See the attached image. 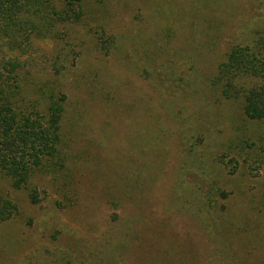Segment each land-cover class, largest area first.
<instances>
[{
    "label": "rangeland",
    "instance_id": "obj_1",
    "mask_svg": "<svg viewBox=\"0 0 264 264\" xmlns=\"http://www.w3.org/2000/svg\"><path fill=\"white\" fill-rule=\"evenodd\" d=\"M86 3L84 20L67 25L59 37L38 41L33 61L36 71L53 77V83L68 95V137L77 151L81 145L85 149L86 157L78 162L83 166L90 160L93 176L92 172L112 157L129 153L128 143L121 138L127 123H131L132 137L146 139L150 116L155 114V120H164V127L176 121L178 134L167 137L172 147L168 150L169 164L156 174L149 157L146 166L150 176L160 177L155 190L144 196L151 206L132 204L116 212L102 206L96 210L102 225L98 231L70 220L55 205L52 187L42 184L43 199L33 205L27 191L14 190L9 181L0 180V196L18 201L22 214L0 225V264H64L65 260L57 259L64 256L67 240L73 237L87 240V264H152L157 254L152 241L156 231L152 230L158 222L171 229L166 236L168 246L197 245L202 239L211 253L213 242L220 238L236 255L227 264H263L253 256L245 259L250 249L264 248V243L259 244L264 237V163L252 156L261 146L244 147L238 138L264 134V122L248 121L233 101L236 99H226L208 87L214 63L233 39L229 32L264 18L262 0ZM229 15L234 16L235 26L228 27L218 47H199L201 33L208 30L205 25L227 24ZM56 65L61 69L58 75L53 73ZM167 69L174 72L168 81L164 80ZM162 81L172 85L161 90ZM223 153L226 160L234 156L239 161L234 174L229 173L232 164H220ZM86 181L90 182L87 187L95 186L93 179ZM214 185L229 192L228 211L219 226L197 228L194 219L200 212L194 198L203 188ZM114 213H118L117 219L112 217ZM29 216L34 218L33 224H29ZM256 230L257 238H250L249 232ZM224 231L227 234L223 236ZM111 242L114 257L104 261ZM138 251L143 255L140 262ZM92 255L96 260L89 263ZM76 264L86 263L79 260Z\"/></svg>",
    "mask_w": 264,
    "mask_h": 264
},
{
    "label": "trees",
    "instance_id": "obj_2",
    "mask_svg": "<svg viewBox=\"0 0 264 264\" xmlns=\"http://www.w3.org/2000/svg\"><path fill=\"white\" fill-rule=\"evenodd\" d=\"M86 2L87 0H0V180L9 181L14 190L27 191L33 205L39 204L43 199L40 190L42 184L52 187L56 197L55 205L70 220L98 231L102 225L96 217V210L99 211L102 206L108 205L115 212L132 204L151 206L145 197L159 185L160 177L150 176L146 166L147 159L152 157L150 160L152 165L155 164L156 174H159L163 167L167 168L171 155L169 151L172 150L167 137L178 132L176 121L173 125L171 123L164 127V120H155L156 115L151 114L149 120L152 122L148 126L150 135H147L146 139L140 136L132 137L131 123L124 127L125 136L121 135V138L128 143L129 153H122V157H112L105 166L101 165L99 170L92 172L93 176L89 171L90 160L87 159L83 166L80 165L78 160L85 156V149L81 145V150L77 151L78 148L68 137V95L59 84L53 83V77L36 71L33 61L38 41L59 37L67 25L84 20ZM258 20L250 22L251 24L240 31L229 32L233 39L222 51L223 55L218 58L217 63H214V73L209 79L208 87L214 88L226 99H236L233 101L237 102L248 121L262 123L264 18ZM231 25L235 26L232 15H229L227 24L205 25L208 30L205 34L201 33L202 38L198 40V46L210 45L217 48L218 40L228 32ZM203 50L209 51L206 48ZM54 67L53 73L60 74L61 69L57 65ZM165 72L164 80L168 81L171 79L168 77L174 76L172 70L167 69ZM162 82L163 87L159 85L161 90L172 85ZM154 100L155 98H152V101ZM212 107L215 108L214 104ZM160 134L163 135L158 139ZM238 141L245 143L244 147L249 148L258 143L261 147L255 149L252 156L264 163V134L259 137L244 136L238 138ZM226 157V154H221L219 162L232 164L229 173L234 174L239 161L234 156L227 160ZM144 159L145 167L142 165ZM88 178L93 179V188L87 187L90 185V182L86 181ZM122 195L125 202L121 200ZM229 196V192L215 185L197 192L194 198L200 212L194 219L197 228H207L209 224L219 226L221 217L228 211L226 200ZM127 199H130V202L126 203ZM136 201L142 202L134 203ZM20 211L18 201L9 196H0V225L18 219L17 217L22 216ZM117 214H112V217L117 219ZM27 220L29 224L34 222L32 216ZM102 231L105 233L107 230ZM152 231H156L152 241L157 252L152 264H156L158 260V264H227L236 256L220 238L212 244L214 258L213 252H209V247L203 244L202 239L197 245L187 246L184 243L183 247H180V244L168 246L166 236L171 232L168 225L158 222ZM159 232L162 233L159 235ZM237 233L240 234V231ZM249 233L250 238L251 235L254 239L257 238V230ZM141 234L140 239L144 233ZM226 234L224 231L223 236ZM86 241L75 237L68 239V247L64 248L65 254L57 261L65 260L64 264H74L80 260L87 264ZM263 243L264 237L259 242L260 246ZM109 248L111 250L103 255L104 261L114 257L112 242ZM245 253L247 261L253 256L256 261H262L264 264V248L260 251L254 247ZM94 259L96 260V256L92 255L89 263H93ZM142 259L143 255L138 251V262Z\"/></svg>",
    "mask_w": 264,
    "mask_h": 264
}]
</instances>
